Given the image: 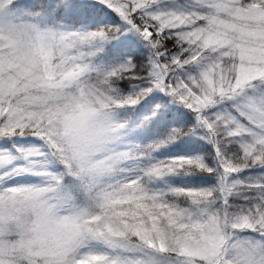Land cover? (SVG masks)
<instances>
[{"label": "snow or ice", "instance_id": "1", "mask_svg": "<svg viewBox=\"0 0 264 264\" xmlns=\"http://www.w3.org/2000/svg\"><path fill=\"white\" fill-rule=\"evenodd\" d=\"M0 264H264V0H0Z\"/></svg>", "mask_w": 264, "mask_h": 264}]
</instances>
